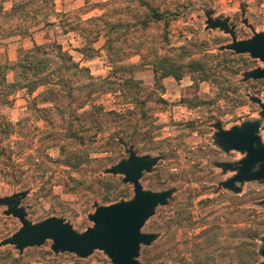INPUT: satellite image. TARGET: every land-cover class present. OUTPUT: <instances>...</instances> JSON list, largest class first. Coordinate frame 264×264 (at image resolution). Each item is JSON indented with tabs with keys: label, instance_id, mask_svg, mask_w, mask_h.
<instances>
[{
	"label": "rangeland",
	"instance_id": "1",
	"mask_svg": "<svg viewBox=\"0 0 264 264\" xmlns=\"http://www.w3.org/2000/svg\"><path fill=\"white\" fill-rule=\"evenodd\" d=\"M152 9L176 16L150 21ZM216 19L228 20L237 41L250 40L243 20L264 32V0H0L1 65L15 64L34 44H57L90 76L54 72L53 94L0 85V116L12 127L0 130V200L23 193L30 223L56 217L82 234L93 228L88 216L96 206L133 198L122 176L106 172L133 147L138 156L159 158L142 175L143 189L172 191L141 230L157 237L141 246L139 263L242 264L247 244L262 249L264 182L237 184L239 193L218 187L237 174L221 165L235 168L245 154L225 152L214 125L231 130L258 121L264 144V118L253 101L264 103V80L243 81L264 65L225 50L231 38L209 27ZM163 65L180 80L163 78ZM5 78L12 83L15 73ZM110 111L120 116L102 113ZM7 211L0 205V242L21 228ZM51 246H2L0 264H112L102 251L80 259Z\"/></svg>",
	"mask_w": 264,
	"mask_h": 264
},
{
	"label": "water",
	"instance_id": "2",
	"mask_svg": "<svg viewBox=\"0 0 264 264\" xmlns=\"http://www.w3.org/2000/svg\"><path fill=\"white\" fill-rule=\"evenodd\" d=\"M244 16V12H242ZM243 24L251 29L253 37L247 41H237L234 28L228 20L216 19L209 21L211 29L219 28L231 38V44L224 49L236 55H248L259 60L264 65V32H255L244 19ZM264 80V67L256 68L244 74L243 81ZM261 108L260 116L264 118V103L253 99ZM258 121L244 123L241 127L223 130L220 123L214 125L215 138L218 145L225 151H236L245 157L233 168L223 164L224 170H236L232 178L221 182L219 188L239 193L237 186L248 182H264V144L259 133ZM127 159L108 169L112 176H122V183L132 186L133 198L108 206H96L95 211L88 216L93 228L84 233H77L63 219L51 217L39 224H32L26 219L23 208L20 207L25 194H17L0 200V205L8 208L6 215L13 216L21 224L18 232L0 242L2 246H13L19 252L26 248L40 247L46 241H52L51 250L54 254H73L80 259L88 258L94 251H102L112 264H141L137 261L141 246H150L156 239L155 234L141 233L145 222L151 218L158 207L166 206L172 196V191H145L140 184L144 173H150L159 158L138 156L133 147L126 150ZM260 256L264 264V237Z\"/></svg>",
	"mask_w": 264,
	"mask_h": 264
},
{
	"label": "trees",
	"instance_id": "3",
	"mask_svg": "<svg viewBox=\"0 0 264 264\" xmlns=\"http://www.w3.org/2000/svg\"><path fill=\"white\" fill-rule=\"evenodd\" d=\"M263 1V0H262ZM176 14H171L170 12H164L159 13L157 10L152 9L151 10V16L150 21H162L166 20V22L171 18L175 17ZM14 32H8L6 34V38L10 36H13ZM25 32H20L17 35H24ZM55 62H58V64L61 65H67L69 64L70 68H63V67H57L52 68L53 64ZM161 69V76L163 78L168 76H173L175 79L180 80L181 74L176 73L173 68H168L167 66H160ZM13 71L15 73V78L12 83H8L5 78V74L7 71ZM70 70H76L78 72H84L88 74L89 71L86 68H79L77 64L73 62L72 57L63 50L61 45L57 44H48V45H36L34 44L32 48L28 50H21L18 54V59L15 64L10 65L8 62H5L4 64H0V85H2L5 89H7L10 93L14 92L18 89H25L29 93H34L39 88H44V94H53L56 93V90L54 86L50 82V76H52V73L56 72L58 74L64 73L66 71ZM156 72V70H155ZM157 73V72H156ZM105 116L108 117H118L120 116L115 111L110 112H102ZM12 128L3 116H0V130L4 128ZM103 127V126H101ZM102 132H105L106 129L102 128ZM119 144L123 145V140L117 141ZM64 149V148H63ZM66 155H70L71 153L65 152ZM73 156H76L74 154ZM110 179H113L112 177ZM117 184V182H116ZM120 184L118 183V186ZM123 193V192H122ZM117 196H110L107 197L106 200L108 201H117ZM207 240V239H206ZM260 240H263V238H260ZM249 247V254L247 256V259L242 262V264H255L257 261V257H260V251L261 246H256L253 242L250 244H247Z\"/></svg>",
	"mask_w": 264,
	"mask_h": 264
}]
</instances>
